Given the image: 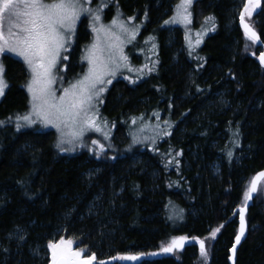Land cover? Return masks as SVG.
I'll use <instances>...</instances> for the list:
<instances>
[{
  "label": "trees",
  "instance_id": "1",
  "mask_svg": "<svg viewBox=\"0 0 264 264\" xmlns=\"http://www.w3.org/2000/svg\"><path fill=\"white\" fill-rule=\"evenodd\" d=\"M172 1L177 2L109 0L106 15L99 12L98 25L112 20L118 8L127 18L148 11L149 22L131 20L139 30L125 49H140L134 62L136 54H146L144 45L149 48L152 38L157 45L155 71L137 80L116 78L105 90L101 109L109 115L111 131L107 139L99 137L110 145L99 155L94 136L69 153L56 147L54 130H17L15 118L30 108L24 84L28 68L13 56L0 59L7 84L0 97V264H47L45 247L61 227L87 255L95 253L105 264H134L110 258L138 251L146 256L135 264H230L244 193L264 169V66L258 59L263 48L247 38L238 19L226 26L235 17L231 0H196L191 23L172 24L173 42L167 45L166 29L159 23ZM208 17L215 28L197 37ZM245 18L264 43V0ZM86 29L85 18L78 27L77 56L71 57L76 67L80 44L96 39ZM177 46L182 47L179 53ZM138 118L162 129L151 146L132 139L133 119ZM143 168L148 172L141 173ZM96 169V175L87 176ZM172 202L186 210L180 224L169 216ZM247 222L236 264H264V180ZM216 228L220 231L212 239ZM186 234L205 239L207 257L200 255L195 240L173 253L160 251L172 237ZM151 251L157 254L148 255Z\"/></svg>",
  "mask_w": 264,
  "mask_h": 264
},
{
  "label": "snow or ice",
  "instance_id": "2",
  "mask_svg": "<svg viewBox=\"0 0 264 264\" xmlns=\"http://www.w3.org/2000/svg\"><path fill=\"white\" fill-rule=\"evenodd\" d=\"M85 2L90 3V0H85ZM191 4L192 0H180L176 15L164 23H191V13L188 12ZM260 4L261 0H247L240 13V23L244 28L245 35L253 43L259 42L260 37L249 24L245 23V16L250 17L260 7ZM103 6L106 5H101V7ZM99 11L100 8L93 12L91 8L84 7L81 0H51V2H45V0H0V54L7 51L20 56L31 73L27 90L32 97V111L28 115L17 117V120H23L27 125L39 121L45 126L55 127L61 133L56 145L61 152L70 150L63 147L64 143L71 144L73 140H79L86 131L90 129L102 131L97 123V113L94 111L93 102L99 99L106 90L103 85L112 83L111 79H106V77H114L121 66L127 67L128 58L123 54L122 45L125 42L131 43L136 38L138 31V28H130L124 21L117 19H113L109 26L98 25L101 20ZM83 13L91 15L92 32L96 33V40L88 49L87 56L84 57L88 61L89 68L80 79L70 84L68 88H64L63 94L57 98L52 89V85L56 82L54 69L61 60H68V56H62V53L68 50L67 46L76 34V23ZM128 19L132 20L134 17ZM212 19V17H208L206 22ZM5 21H7V34L4 30ZM113 27L119 29V34L112 31ZM101 33L104 35L103 43L101 42ZM200 35L201 33L198 32L197 37ZM186 39H188L187 36ZM199 43L200 40L197 39L195 44L199 45ZM189 44L191 47L190 39ZM258 59L260 65L264 66V52H260ZM143 67L152 71L147 64ZM3 73L4 68L0 65V96L4 94L7 87ZM3 123L0 121V125ZM133 123H135V119H133ZM164 123L167 125L168 121H164ZM21 126L17 123V130ZM66 129L68 131H65ZM103 134L107 139L108 134L106 132ZM163 135H170V133L164 132ZM68 136L71 139L66 140ZM92 144L98 146L97 155L105 150V145L98 140H93ZM176 163L178 164L179 161ZM261 180H264V172H260L252 178L250 186L244 193V207L239 210L240 227L235 237L236 243L232 247L233 254H235L236 244H239L245 235V212L248 201L252 199L253 193L257 192ZM219 231L220 228L212 230L210 237L214 239ZM20 239H23V236ZM190 239L199 244L200 255L207 257L205 239L183 235L172 237L171 241L166 246H162L160 251L173 253L182 250ZM72 244V240L66 241L63 237L57 242L49 241L47 248L51 253L50 264H93L97 260L95 253L85 256L83 255L85 250H73ZM156 254L151 253L150 255ZM144 255L146 254H118L110 259L140 261ZM98 264H105V261L101 260Z\"/></svg>",
  "mask_w": 264,
  "mask_h": 264
},
{
  "label": "rangeland",
  "instance_id": "3",
  "mask_svg": "<svg viewBox=\"0 0 264 264\" xmlns=\"http://www.w3.org/2000/svg\"><path fill=\"white\" fill-rule=\"evenodd\" d=\"M108 1L109 0H98V2H94V4H92L91 2L90 3H86L85 1H82L81 2L83 3V6L84 7H87V8H91L93 10V12H95L97 10V8H100V14L102 16H105V12H106V9L108 7ZM196 0H192V4L195 2ZM45 2H51L48 1V0H45ZM232 2V6H231V14H233V16L235 17H232V19L230 18V20L227 21V27H231L234 23V21L239 18L240 16V11H241V7L243 6L245 0H231ZM180 3V0H177V2L175 1V3L172 1L171 3H169L168 7L164 8L163 9V13L166 14V17H164L162 19V21L159 23L161 26H162V29L165 27L166 29V36H167V45H172L171 41L173 39V34L175 33V29L174 27L172 26V24H175V23H169V24H165L164 22L166 20H171L177 13V5ZM161 2L158 3V6H160ZM192 4L189 6L188 8V12L190 11L191 9V6ZM101 5H106V6H103L101 7ZM119 9V8H118ZM117 9V13H115L113 15V19H117V20H120V21H124L128 27L130 28H137L135 23H133V21L129 20L127 17L124 16V12L123 10H118ZM121 11V12H120ZM135 12V11H134ZM133 15L132 17L136 18L137 19V23L139 24V22H149L150 21V16H149V13L148 11H144L141 15L139 13H135V14H131ZM131 17V16H130ZM231 17V16H230ZM246 17V16H245ZM86 18V25H87V29L86 31H91V34H90V38L91 40H93L94 38H96V33H93L92 35V17L90 14L88 13H83L80 17V19L77 21L76 23V34L75 36L73 37V40L72 42L67 46L68 47V50L63 52L62 53V56H68V60H61L60 63H58L56 69H54V76L56 77V82L52 85V89L53 91L55 92L56 94V97L58 98L59 96H61L63 94V89L64 88H68L70 86V84L72 83H75L76 80L80 79L84 73L87 72L88 68H89V64H88V61L87 59H85L84 57L87 56L88 54V49L91 47V45L95 42V41H87L89 43H81L80 44V53H79V57H78V65L79 66H75L74 64H72V61H71V57L73 55H76V46H77V39H78V27H79V23L81 22L82 19H85ZM112 19V20H113ZM105 21L102 22L101 24L105 25V26H109L111 25V22L112 20H107V19H104ZM180 25L182 26H186L187 24L185 23H180ZM189 25V23H188ZM215 28V21L211 20V21H207L205 22L201 27H200V30H201V34H204V33H207V32H210L211 30H213ZM4 30H5V34H7V21H5V25H4ZM139 30V29H138ZM112 31L113 32H116L117 34H119V29L116 28V27H113L112 28ZM138 33V31H137ZM137 33H136V38L137 39ZM134 39V41H135ZM96 40V39H94ZM133 41V40H132ZM134 41L132 43H127L125 42L122 47H123V54L125 56H127V67H124V66H121L117 71H116V75L114 77H106V79H111L112 80H115L116 78L118 79L119 77H121L122 79H129V80H137L141 77H144L146 75H148L150 72L152 71H155V68L157 67V59H156V51L153 49H157V45L156 43L154 42L153 38L152 40H150V47L147 48L146 45L145 46V50H146V54L144 56L140 55V54H136L135 57L137 58L136 59V62L133 61V54L134 52L136 51H139L140 49L136 48L134 50H126L125 48L128 46V45H131V44H134ZM101 42L103 43L104 42V35L103 33H101ZM127 45V46H126ZM143 46V47H144ZM141 49H142V46H141ZM148 49V50H147ZM176 49V52H180L182 47L181 46H177L175 47ZM175 52V54H176ZM13 56V57H16L20 60L23 61V59L20 57V56H17L16 54L12 53V52H4L2 55L0 54V59H3L5 56ZM77 56V55H76ZM4 60V59H3ZM2 61V60H1ZM148 65V68H151L152 71H148L147 69H145L143 66L144 65ZM4 65H5V61H4ZM131 69V70H130ZM4 70H5V67H4ZM142 70V71H141ZM4 75V73H3ZM132 78V79H131ZM5 80V78H4ZM31 80V73L30 71L27 69V72H26V75H25V78H24V84H25V88L27 90V84L28 82ZM130 83H133L132 81H129ZM110 84H105L103 85V87H105V89H107V87L109 86ZM28 92V90H27ZM190 92V91H188ZM104 93L105 91L102 93V95L99 97V99L97 100H94V105H95V108H94V111L97 113V123L100 125V127L102 128V131L98 132V131H95V130H88L84 133L83 137L80 138L79 140H73V142L71 144L69 143H64L63 147L67 148V149H70L69 153H74L78 150L79 146H84V145H88L87 144V141H90L91 137L94 136V138L92 139L93 140H98L100 143L104 144L105 147H107V145H110V143H107L106 140L102 139L101 137H99L100 134H103V133H107L109 134L110 131H109V128H108V121H109V118L107 116H109L107 114V112L105 111H102L101 109V104L103 103V96H104ZM28 95H29V99H30V108H29V111L28 113L24 114V115H20L19 117H23L25 115H28L31 111H32V105H31V100H32V97H31V94L28 92ZM186 95H183V97H185ZM1 97V96H0ZM154 112L152 113H149V114H133L132 116H150L151 114H153ZM164 119L166 120V116L167 115H164ZM17 119V118H15ZM18 122H20V124L22 125L21 128H38L40 130H54L56 132V134L58 135V139H60V136H61V133L60 131H58L55 127L49 125V126H45L44 124H42L41 122L37 121L35 124H32V125H27L25 121L23 120H19ZM157 125H159L158 123H155V122H151V121H145V120H142L141 119H136L135 120V123L131 129V135H132V139L134 141H136L137 143H141L142 145L144 146H151L155 141H157V139L159 138L161 132H162V129L159 127H157ZM65 131H68L67 129ZM104 135V134H103ZM112 135H110L111 137ZM67 139H71L70 136L66 137V140ZM107 143V145H106ZM234 147H236V144H233ZM97 146V145H96ZM98 147V146H97ZM246 148V146H245ZM135 159H138V156H135ZM134 159V161L137 163V161ZM133 166V165H132ZM218 163L215 164V171L218 172ZM147 169L146 168H143V171H141V173L143 172H148L146 171ZM98 172V169L96 170H90L87 174L88 177H92L94 175H96ZM155 176H156V172L152 171L151 174H150V177L151 179L155 180ZM97 200L98 198H96V202H93V203H90L89 205V212H95V208L97 207ZM168 213H169V216L175 221V222H178L179 224L183 222L185 216H186V210L183 206H181L180 204H178L177 202H172L170 203L169 207H168ZM57 236L54 237L51 241L53 242H57L60 240L61 237H63L66 241L67 240H72L73 241V244L71 245L72 249L73 250H79V249H83L85 250L84 248L82 247H78L77 244H78V240L75 239L74 237H68L65 235V228L64 227H61L58 232H57ZM218 234V233H217ZM216 234V236H217ZM183 236H188L189 237V234H186V235H183ZM213 239V238H212ZM208 248H206L207 250ZM86 250L84 251L83 255L87 256L86 254ZM141 252H133V253H130V254H139ZM151 253H155L154 251H151V252H148V255H150ZM209 254V250H207V256ZM91 255V254H90ZM45 256H47L49 258V261L47 264H50V257H51V253H50V250L47 248V245L45 247ZM134 262V264L136 263L135 261H128V263H132ZM93 264H98V259L96 261L93 262Z\"/></svg>",
  "mask_w": 264,
  "mask_h": 264
},
{
  "label": "water",
  "instance_id": "4",
  "mask_svg": "<svg viewBox=\"0 0 264 264\" xmlns=\"http://www.w3.org/2000/svg\"><path fill=\"white\" fill-rule=\"evenodd\" d=\"M245 3H247V0L245 1ZM245 3H244V4H245ZM243 9H244V5L242 6L240 13L243 11ZM245 23L249 24L250 27H251L254 31H256V30L254 29V27H253V26H252V25L246 20V18H245ZM239 25L241 26V28H242L243 31H244V28H243V26H242L241 23H240V16H239ZM256 33L259 35V33H258L257 31H256ZM259 37H260V35H259ZM258 43L262 46V48H263L262 52H264V43H263L261 37H260V40H259ZM260 172H264V170H261ZM260 172H259V173H260ZM256 175H257V174H256ZM261 182H262V180L260 181V183H261ZM260 183H259V186H260ZM259 186H258V190H259ZM258 190H257V192H258ZM257 192L253 193V195H252V199H250V200L248 201L247 208H246V212H245V219H246V231H245V235L241 238L240 243H239V244H236L235 254H233L232 249H231V256H230L231 264H236V254H237V250L239 249L241 243L243 242V240H244V239L246 238V236H247V233H248L247 213H248L249 207H250V206L253 204V202H254V198H255ZM241 207H244V204L241 205V206L239 207V210H240ZM239 227H240V220H239V215H238V232H239ZM237 234H238V233H237ZM189 241L191 242L192 240L190 239ZM235 243H236V241L234 242V244H235ZM144 256H145V255H144ZM144 256H143V257H144ZM143 257H142V258H143Z\"/></svg>",
  "mask_w": 264,
  "mask_h": 264
},
{
  "label": "bare ground",
  "instance_id": "5",
  "mask_svg": "<svg viewBox=\"0 0 264 264\" xmlns=\"http://www.w3.org/2000/svg\"><path fill=\"white\" fill-rule=\"evenodd\" d=\"M262 50H263V49H262ZM261 52H262V51H261ZM263 170H264V169H263ZM259 172H260V171H259ZM259 172H258V173H259ZM258 173H256V174H258ZM255 176H256V175H255ZM255 176H254V177H255ZM234 242H235V240H234ZM232 247H233V246H232ZM231 249H232V248H231ZM231 249H230V256H231ZM144 254H145V253H144ZM145 256H146V255H145ZM229 260H230V257H229ZM230 264H231V261H230Z\"/></svg>",
  "mask_w": 264,
  "mask_h": 264
}]
</instances>
